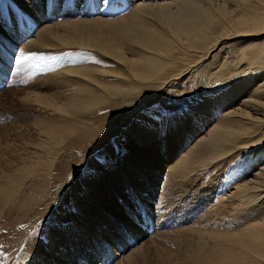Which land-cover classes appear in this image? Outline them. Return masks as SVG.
Returning <instances> with one entry per match:
<instances>
[{
    "label": "rangeland",
    "instance_id": "obj_1",
    "mask_svg": "<svg viewBox=\"0 0 264 264\" xmlns=\"http://www.w3.org/2000/svg\"><path fill=\"white\" fill-rule=\"evenodd\" d=\"M92 1L103 18L111 20L129 16L138 3L174 0ZM7 2L0 0V9ZM112 4L117 8L111 14ZM258 13L264 17V0H243L236 10V15ZM31 21L34 29L13 26L5 36L0 26L4 42L0 44V264H44V260L70 264V253L74 264H130L126 254L135 255V264H218L222 258L229 263L264 264V229L255 226L264 212V190L254 203L239 198L244 193L239 188L264 178V122L255 126L254 133L238 138L237 146L223 158L202 167L200 156L192 163H199L193 172L176 168V161L196 141L227 126L229 111L244 109V100L254 98L264 79L260 64L264 58L251 56L254 48L248 42L263 44L264 30L230 35L178 76L173 74L179 67L168 69L165 63L160 76L131 80V89L123 87L112 95L100 83L126 84L110 74L122 70L121 64L74 43L51 48L36 33L56 19L38 22L34 16ZM32 38L35 45L23 50ZM232 42H247L245 58ZM7 48L13 56L18 52L17 59L4 53ZM6 61L8 67L1 63ZM84 67L98 73L87 79L78 69ZM94 96L99 99L97 107L83 105L72 115L65 109L77 103L76 97L91 101ZM248 115L261 119L253 110ZM134 159L137 169L148 171L149 180L144 185L133 180L134 192L114 183L111 197L98 205L97 192L110 191L114 178H122L120 161L132 170L126 163ZM119 204L121 210L127 207L123 216L116 209ZM92 212L103 216L99 229L85 225ZM123 220L130 228L125 229ZM117 222L124 236L114 243L115 235L109 232ZM95 230L97 238L92 235ZM97 239L106 251L93 259ZM56 240L61 242L52 245ZM150 242L161 245L164 253L153 248L143 256L136 251ZM85 246L91 247L88 254L75 253L76 247Z\"/></svg>",
    "mask_w": 264,
    "mask_h": 264
},
{
    "label": "bare ground",
    "instance_id": "obj_2",
    "mask_svg": "<svg viewBox=\"0 0 264 264\" xmlns=\"http://www.w3.org/2000/svg\"><path fill=\"white\" fill-rule=\"evenodd\" d=\"M241 3H243V0H174L154 4L142 2L137 5L135 4L134 10L129 16L106 20V18H103V11L101 10L99 12L95 9L96 1L92 0H61L60 5L54 0H8L7 5L0 9V26L3 25L2 30L5 29V33L2 32L5 36L8 31L9 33L13 32V26L23 30L34 29L36 25L31 21L34 16L38 22H48L50 19H56V23L54 24L47 23L42 27H39L38 24L37 27L39 28L36 36H42L45 42L44 44L52 46L51 48L60 46L62 43L64 45L74 43L73 45L76 47L96 49V51L111 57L110 63L116 62L121 64L122 70L111 72L110 74L119 78L120 81L126 82V84L117 81L112 82L110 85L100 83L103 91L116 95L124 91L123 87H128L127 90L131 89V80H146L154 74L160 76V73L165 71V68L162 67L165 63L168 69L174 66L179 67V71L173 74L174 76H178L183 71V68L189 67L192 62L207 55L218 42L230 35L259 34L264 30V17L260 13L254 15H236V10ZM115 8H117V5L112 4L109 13H114ZM85 13H95L97 15L92 18H76V16H82ZM151 19L156 20L158 24L152 26ZM156 27H159V29ZM2 39L0 37V44L4 43ZM92 42L100 43V45L93 44ZM245 43L247 44V42ZM243 44V42L240 44L232 42V47L240 51V56L245 58L247 56V48L244 47L247 45ZM248 44L249 48H254L251 56H254L256 59L258 58V60L264 58V42L263 44L255 43L256 45L249 42ZM28 45H35V39L26 40V44H24L22 49L26 51ZM7 49L8 51L4 53L7 56L11 55L14 59H17L18 52L16 56H13L9 48ZM35 57L37 58V56ZM255 58L254 62H257ZM262 60H260V64L263 66L264 62ZM1 63L5 67L9 66L8 61ZM12 64L13 61L9 69L13 67ZM85 68L87 67L78 69H81L79 70L81 76L83 75L87 79H93L91 75L98 73L97 69ZM81 92L78 91V93ZM88 94H92V90H88ZM73 101H77V103L75 105L65 106V109L69 110L71 115L76 114V111L83 105L97 107L96 101L99 102V99L97 96H94L91 101H88L84 97H76ZM44 103L51 104L52 102L44 101ZM243 103L245 104L244 109H239L238 112L229 111L226 114L229 117V122L225 128L219 127V133L209 139L203 138L196 141L176 161V168L179 167L186 170V172H193V170L197 169L199 163H192L198 160L200 156L203 158L202 167L223 158L237 146L236 142L238 138L241 139V137L246 136L249 132H253L257 124L264 122V79L257 85L254 98L244 100ZM248 110L258 112L261 119L249 117ZM183 138L188 139V137ZM134 160L133 163H130V161L126 163V165L132 167V170L128 169L129 171L123 165L125 161H120L122 164L119 165L118 169L121 171L123 169L125 170L123 174H120L122 178H114L108 186L110 191L101 189L97 192V196L99 197L96 198L98 205L111 197V192H113L111 188L114 183L119 187L120 184L118 182H121V186L127 187L128 189L130 186L129 190L132 189L134 192L135 189L131 187L134 184L133 180L137 183L141 182L143 185L144 182L149 180L145 176L148 171L144 173L141 168L137 169L139 164L136 162V159ZM127 171L129 174H127ZM139 188L143 189L144 186L141 185ZM121 190H124V188L118 192L122 193ZM239 190L240 192H244L243 196L239 197L242 199V202L246 200L254 203V200L260 198V193L264 190V178L255 181L252 186L242 187ZM104 193H107L108 196H104ZM122 206L119 204L116 206V209L123 216L127 207H123L121 210L120 208ZM131 216L133 217L132 214ZM102 220L103 216L92 212L91 216L87 217L84 222H86L85 225L92 229H99L100 227L97 226H100ZM113 221L116 224L115 219ZM123 223L125 224V229L130 228L131 224L128 221L123 220ZM91 224H94V226L91 227ZM117 224L118 227L113 229V232H109L110 236L115 235L114 243L123 234L120 230V222H117ZM255 226H257L258 230L264 229V212L260 216V219L255 222ZM92 235H95L97 238L99 231L95 230ZM59 242L61 241L56 240L52 245H56ZM108 245V249H112L113 243L109 242ZM96 247L97 249L95 248L92 251L94 255L92 257L93 259L96 258L99 252L104 253L103 251H106L102 244L99 245V239H97ZM153 248L164 253L162 246L154 242L144 243L138 246L136 251L140 255L145 256L146 254L149 255ZM88 250H91L90 246H85V248L76 247L75 253L88 254ZM261 252L264 255V247L261 248ZM188 254L187 256H189ZM196 254L194 253V255ZM72 255L73 253H70L68 256L70 264H74ZM190 255H193V253H190ZM60 256L57 255L56 257ZM134 258L135 255L133 254H126L125 256L126 261L130 264H135L132 263V259ZM107 259H109L108 256ZM220 260L222 261L218 260L219 263H229L223 258ZM44 264L50 263L44 260ZM119 264L123 263L120 262ZM229 264H243V261L239 260Z\"/></svg>",
    "mask_w": 264,
    "mask_h": 264
},
{
    "label": "snow or ice",
    "instance_id": "obj_3",
    "mask_svg": "<svg viewBox=\"0 0 264 264\" xmlns=\"http://www.w3.org/2000/svg\"><path fill=\"white\" fill-rule=\"evenodd\" d=\"M21 59H27V57H21Z\"/></svg>",
    "mask_w": 264,
    "mask_h": 264
}]
</instances>
